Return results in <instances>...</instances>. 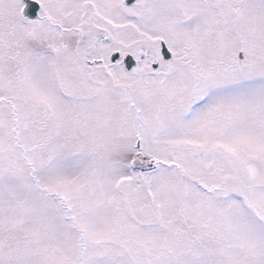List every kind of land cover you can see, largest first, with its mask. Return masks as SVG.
Here are the masks:
<instances>
[{
  "label": "snow or ice",
  "instance_id": "snow-or-ice-1",
  "mask_svg": "<svg viewBox=\"0 0 264 264\" xmlns=\"http://www.w3.org/2000/svg\"><path fill=\"white\" fill-rule=\"evenodd\" d=\"M0 264H264V0H0Z\"/></svg>",
  "mask_w": 264,
  "mask_h": 264
}]
</instances>
